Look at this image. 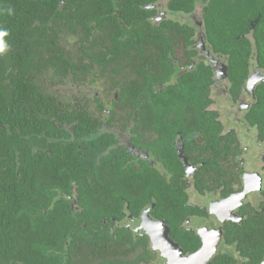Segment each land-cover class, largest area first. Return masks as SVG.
<instances>
[{
  "label": "flooded vegetation",
  "instance_id": "af4514ba",
  "mask_svg": "<svg viewBox=\"0 0 264 264\" xmlns=\"http://www.w3.org/2000/svg\"><path fill=\"white\" fill-rule=\"evenodd\" d=\"M169 2L140 3L139 17L145 13L147 38L153 36L148 25L170 21L185 31L174 33L171 27L161 32L162 37L194 40L164 50L175 64L172 71L178 70L164 86H179V74L195 69L196 61L212 68L208 104L200 109L202 122L194 108L182 114L155 112L150 93L136 101L118 94L114 103L106 101L98 88L105 79L98 72L104 69L92 63L76 80L71 74L61 80L59 76L34 80L66 108L48 114L28 112L33 119L26 135L30 171L46 170L43 187L36 186L49 194L48 199L39 194L50 204L42 211L61 206L66 215L61 264H264V128H260L264 100L259 97L264 92V35L258 33L257 43L249 34L264 24V10H257L247 22V32L229 35L236 51L246 53L253 67L247 78L237 82L227 77V65L203 32L206 2L191 0L190 11L176 13ZM95 34L100 36L93 30L89 37ZM76 37L62 42L75 62ZM242 41L246 43L239 49ZM71 43L76 45L75 53ZM129 52H137L136 46ZM113 65L108 63L107 70ZM110 75L115 78L114 68ZM168 122L175 127H166ZM105 132V138L112 136L115 148L121 149L113 155L114 175L115 168L126 167L134 176H127V191H119V182H114L115 206L109 213L94 214L86 212L85 202L93 197L87 193V182L106 181L100 158L107 151L96 154L101 147L109 149L101 139Z\"/></svg>",
  "mask_w": 264,
  "mask_h": 264
},
{
  "label": "trees",
  "instance_id": "16d2710c",
  "mask_svg": "<svg viewBox=\"0 0 264 264\" xmlns=\"http://www.w3.org/2000/svg\"><path fill=\"white\" fill-rule=\"evenodd\" d=\"M158 1L0 0V264H61L60 252L66 249V215L62 213L63 207L42 211L50 204L41 195L48 199L49 194L36 188L43 187L46 170L43 167L30 171L26 163V135L31 127L29 121L33 119L30 111L48 114L51 111L65 112L66 108L53 94L35 86L34 80L38 81L42 76L51 79L59 76L61 80L70 74L76 80L77 75L87 72L92 63L104 69L98 72L100 78L111 77L107 90L115 91L120 98L136 97V101L139 96L147 98L150 93L155 112L182 114L194 108L198 110L195 113L198 120L203 121L200 109L208 104L207 84L212 77V68L205 66V61H196L195 69L186 68L179 74L180 87L164 86L176 70L174 68L172 71L175 64L167 60L164 50L181 42L192 44L194 40L162 37L161 32L171 27L174 33L177 30L185 31L170 21L148 25L153 36L145 37L149 29L145 25V13L139 17V11H143L139 4L146 2L156 5ZM190 1L170 0L169 8L173 13L179 10L188 12L191 10L187 6ZM203 1L207 7L202 10V29L207 41L227 65V77L237 82L243 81L253 67L246 53L236 51L229 35L233 31H248L247 22L254 19L257 10H264L263 0ZM132 6H135L134 12H131ZM148 11L153 13L156 10ZM121 21L126 23L121 25ZM190 27L192 30L195 28L193 25ZM80 30L82 33H79ZM93 30H98L100 36L90 38ZM259 32L264 35V24L249 32L257 43L261 37ZM82 34L84 37L80 36ZM74 36H77L79 49L75 56L77 62L62 45V42L67 43L68 37ZM148 39L150 43L146 41ZM245 43L242 41L239 49ZM134 45L137 52L130 53ZM246 48L249 49V46ZM185 51L187 57L193 60L190 50L185 48ZM85 57L88 61L84 60ZM110 62H115V65L107 70L106 65ZM118 65L123 67L118 69ZM113 68L115 77L120 75L122 78L119 81L110 75ZM259 97L264 100V92ZM111 103H114L113 98ZM145 110L140 109L141 112ZM166 127L175 125L168 122ZM260 128H264V119ZM105 135L106 132L101 139L109 149L101 147L96 154L107 151L100 158L106 181L103 185L98 181L87 182V193H92L93 197L85 202L86 212L94 214L109 213L115 206L114 182H119V191H127V176H134L131 171L128 173L126 167L115 168L114 175L113 155H119L121 149L115 148L112 136L106 139ZM76 231L74 228L73 232ZM52 248H55V255L51 253Z\"/></svg>",
  "mask_w": 264,
  "mask_h": 264
},
{
  "label": "rangeland",
  "instance_id": "374dc122",
  "mask_svg": "<svg viewBox=\"0 0 264 264\" xmlns=\"http://www.w3.org/2000/svg\"><path fill=\"white\" fill-rule=\"evenodd\" d=\"M94 36H96V37H94V38H97V35L95 34ZM94 38H92V39H94ZM71 45V48L73 49V52L75 53L76 52V45L74 44V43H71L70 44ZM98 52V51H97ZM96 52V53H97ZM123 66H121V65H118L117 66V68L119 69V68H122ZM120 75H117L116 77H115V79L117 80V81H119V79H120ZM110 78L111 77H108V78H105L104 80H103V82H101V83H98V88L100 89V92H105L104 93V96H105V100L106 101H110L112 98H113V96L115 95V91L114 92H112V91H110V90H107V87L110 85ZM77 80H80V78L78 77L77 78ZM67 101H69V99H66ZM110 106H108V108H109ZM118 111V110H117ZM76 257H80V256H78V255H76Z\"/></svg>",
  "mask_w": 264,
  "mask_h": 264
},
{
  "label": "clouds",
  "instance_id": "9594fccd",
  "mask_svg": "<svg viewBox=\"0 0 264 264\" xmlns=\"http://www.w3.org/2000/svg\"><path fill=\"white\" fill-rule=\"evenodd\" d=\"M0 34H2V33H0Z\"/></svg>",
  "mask_w": 264,
  "mask_h": 264
},
{
  "label": "snow or ice",
  "instance_id": "6c2138e0",
  "mask_svg": "<svg viewBox=\"0 0 264 264\" xmlns=\"http://www.w3.org/2000/svg\"><path fill=\"white\" fill-rule=\"evenodd\" d=\"M0 35H2V34H0Z\"/></svg>",
  "mask_w": 264,
  "mask_h": 264
}]
</instances>
